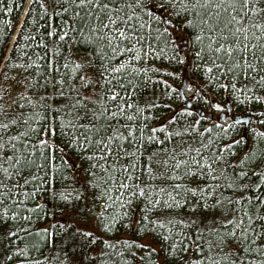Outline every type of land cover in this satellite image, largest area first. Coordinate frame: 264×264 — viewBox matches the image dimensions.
I'll return each instance as SVG.
<instances>
[{
  "label": "snow or ice",
  "instance_id": "snow-or-ice-1",
  "mask_svg": "<svg viewBox=\"0 0 264 264\" xmlns=\"http://www.w3.org/2000/svg\"><path fill=\"white\" fill-rule=\"evenodd\" d=\"M68 13H71L69 20L61 22L66 27L47 33L58 42L66 41V52L61 51L62 45L54 50V58L48 62L51 76L43 84H28L29 89H43V94L36 101L21 94L20 100L33 107L51 109L54 119L62 114L65 119L60 120L59 127L67 137L66 146L79 150L84 159L92 162L82 188L75 195V200L84 201L81 212L94 214L98 227L105 232L133 228L139 233H153L159 241V250L135 241L118 243L123 248L146 250L148 255L156 253L162 264H245L242 259L245 254L264 257V158L251 151L238 163H231V150L245 141L242 136L218 150L211 149V156L207 151L212 140L208 144L201 141L198 147L187 141L173 143L171 148L166 146L173 136L197 133L201 120L210 119L203 114L182 131L169 132L163 125L151 128L147 144L160 147L147 153L144 135L147 125L139 129L137 148L132 124L140 114L158 105L147 102L141 106L130 100L140 87L134 82L138 76L143 75L146 90L152 82L147 74L161 71L148 66L149 58H163L184 66L192 55L193 67L200 70L203 66V71L210 74L209 84L224 90L230 87L240 102L241 96L247 100L249 95L264 102V96L252 95L257 85L264 91V0H56L53 15ZM184 35L188 36L187 43L181 40ZM182 51L184 55L180 54ZM56 56L63 57L64 68L71 66L72 75L60 74ZM141 61L145 66H139ZM164 74L179 77L175 69ZM241 75L245 77L243 82L239 79ZM228 77V83H219ZM66 78L72 81L67 92ZM160 82L171 89L166 95L171 97L175 93L184 98L180 88H173L167 80ZM49 86L51 94L47 91ZM186 87L193 93L192 98L208 103L198 88L191 84ZM90 88L92 91L85 95ZM5 96L10 103L3 100ZM57 98L70 103L56 105ZM16 105L18 101L12 98V93L0 87V205H3L0 219L4 220L10 211L4 201L12 200L13 206L19 208L23 201L17 204L15 200L20 190L38 180L32 169L40 172L46 167L36 162L33 153L37 147L40 156L47 160L44 150L57 146V125L44 124L37 129L31 121L41 119L39 113L28 117L23 112L10 115ZM19 107L22 109L24 105ZM211 108L222 111L220 104L213 103ZM132 110L134 115L129 114ZM179 115L191 117L193 112L182 108ZM217 119L224 123L213 126L225 133L251 122L236 117L229 123L227 114ZM176 122L175 114L167 120L169 125ZM18 125L26 129L12 134ZM211 130L204 128L199 135ZM158 132L166 133L168 139L161 140ZM258 138H264V132H255L254 139ZM30 140L34 141L31 145ZM249 161L252 167L245 170ZM228 169L232 170L231 175L227 174ZM39 179L31 193L23 192L25 198L46 191L44 185L50 180L47 176ZM257 190L260 197L255 195ZM50 191L53 200H70L54 186ZM225 191L240 195L233 198L231 194L225 195ZM41 207L36 205V209ZM17 215L12 213L13 218ZM59 227L64 232L71 228ZM75 234L92 244L97 242L91 232L77 229ZM7 235L15 233L8 231ZM47 235L54 242L56 234ZM102 243L116 249V244L107 240ZM17 251L26 255V249ZM116 254L121 255L119 251ZM248 264H264V260L252 259Z\"/></svg>",
  "mask_w": 264,
  "mask_h": 264
},
{
  "label": "trees",
  "instance_id": "trees-1",
  "mask_svg": "<svg viewBox=\"0 0 264 264\" xmlns=\"http://www.w3.org/2000/svg\"><path fill=\"white\" fill-rule=\"evenodd\" d=\"M26 2L27 0H0V64ZM54 7H56V0H31L19 33L0 73V87L10 91L12 93V98L18 101V105L10 110V115L23 112L24 116L28 117L38 112L41 119H33L31 121L32 124H35L37 129L44 124L52 125L55 123L57 125V134L55 137L57 146L44 150L48 159L45 160L40 156L39 147H37V151L33 153L36 162L44 164L46 167L40 172H37L35 168L32 169V172L37 173L38 180L33 181L27 185L26 188L20 190V194L16 198L15 203L19 204L21 201H23V203L17 208L13 206L12 200L4 201L10 211L6 220L0 219V264H65L66 261L63 262V260L68 251H74V248L68 246L66 243L67 234L70 232H64L59 227V225H66L65 223L61 221L54 222L52 220L54 217L62 215L66 211L77 213V216L83 219L79 220L83 222L81 224L89 223L88 232H91L97 238V242L92 244L88 240L78 236L79 243L83 251L89 256L92 264H162V262L157 260L156 253L148 255L146 254V250L137 249L135 247L123 248L121 243H118L127 240L129 243L135 241L141 244L142 239L149 237L155 244V246L153 245L151 247L159 250V241L155 238L153 233H139L133 228H120L118 231L105 232L101 227H98L94 214L89 215L81 212L84 201L75 200V195L77 191L82 188L87 176L86 170L90 169L92 162L84 159V154L79 150L66 146L65 141L67 137L63 135L59 127L60 120L65 119L62 114H57L54 119L51 109L45 110L39 107H33L28 105L25 101L20 100L21 94L31 97L33 101L38 100V96L43 94L44 90L38 87L29 89L28 84H43L45 78L51 76V73L48 71V62L54 58V50L61 45V51L63 52H66L68 48L66 41L58 42L54 36L49 37L47 35L53 28L59 30L61 27H66V25H63L61 22L62 20H69L71 16V13L54 16ZM185 36L186 39L184 40L185 43H187L188 36ZM162 46L163 44L161 43V47ZM189 51H191L190 47ZM180 54L182 55V53ZM169 55H171V53H169ZM55 61L60 74L68 73V75H72L71 66L67 69L63 67L64 59L62 56H56ZM187 61L188 70L184 68V66H187V63L184 66H176L170 60L152 57L147 61L148 66L159 68L161 71L157 73L149 72L147 74L152 78V82L147 85L146 90L143 87V75L135 79L134 82L140 85V87L137 88L130 97L131 102L139 103L141 106L147 102H153L158 105V107L149 109L144 114H140L138 119L132 124V127L136 129L134 134L136 136L137 148L140 147L139 129L142 125H147V128L144 130L145 146L147 148V153H150L160 147L158 144H147L146 138L151 128H159L163 125L169 132L182 131L189 123H194L196 119L201 118V115L197 113L196 110L210 113L208 110L211 111V104H221L222 102H219L220 100L225 102L224 94H227L225 96L230 101L231 104L229 105L232 110L247 115L253 123H256L255 129L257 131L259 130L258 132H264V123H261V121H264V115H261V113H264V102L253 100L251 95H249V99L247 100H244L243 96H241L240 100L243 102L237 101L230 87L227 90L218 89L215 87V84L208 83V76L210 74H206L203 71V66L200 70L193 67L192 55H189ZM196 63H199V61H196ZM141 65L142 61L139 66ZM173 69L179 73L178 78L169 77L164 74L165 71H172ZM216 75H220V73H216ZM239 79L243 82L245 77L241 75ZM163 80H167L168 84L173 88H176V82L179 80L180 84L178 88H181L182 82L186 80L188 85L191 84L201 91L202 96L207 99L210 107L206 110L208 106L207 103V105L204 104L205 107L204 105L201 106L202 109L198 107L194 109L193 103V108H190L193 112V116H180V109L185 108L181 102V98L175 93H173L171 97L166 95L171 89L160 82ZM229 80L230 77L226 79L222 78L219 83H228ZM71 83L72 81L66 78L64 85L66 92ZM75 83L79 85L80 82L76 79ZM15 90L17 92L16 94ZM47 91L51 94L53 90L49 86ZM91 91L92 89L90 88L87 92H84V94L87 95ZM129 91L133 92V89L129 87ZM252 95L264 96V91L257 85ZM3 100L8 101V97H3ZM10 102L11 101H8V103ZM65 102L70 103V101H62L57 98L56 105ZM203 102L204 100H202L201 103ZM48 103L52 104L53 102L48 101ZM20 104L24 105L22 109L19 107ZM175 107L179 109L176 110ZM129 114L134 115V110L130 111ZM174 114L177 115V122L169 125L167 120ZM149 115L154 118L146 119ZM123 122L128 123L126 120ZM214 123L218 122L214 120H201L200 125L197 126V133L173 136L171 142H168L166 146L171 148L173 143L179 145L181 141H187V143L193 147H198L201 141L204 144H208V141L212 140L211 145H209V150L207 151V155L211 156L213 155L211 149L218 150L225 144L231 143L234 139L239 140L241 136L245 137L244 131H246L247 128L242 127V125L225 133L215 128L213 126ZM204 128H210L212 130L200 136L199 133L203 132ZM25 129L26 126L18 125L17 128L13 130L12 134H15V131H24ZM32 135L35 136L36 133H32ZM157 135L161 140L168 139L167 134L164 132H158ZM41 138H43L42 135ZM33 142V140H30L29 144L31 145ZM51 142L52 138L49 137V143ZM231 151L233 153L231 163H238L245 156V153L251 151H255L258 158H264V155H262V153H264V138L254 139L253 137L252 140L245 138L244 142L234 145ZM147 153H145V156ZM225 158L227 159L229 157L226 155ZM69 164L71 167L68 166ZM250 167H252L251 161L245 164L244 169L247 170ZM231 172L232 170L228 169L227 174L231 175ZM45 176L50 180L49 184L44 185L46 191H39L34 197L30 196L25 198L23 192L27 191L31 193L34 186L40 183L39 177ZM252 179H255V177ZM245 182H247V178ZM53 186L59 191H64L65 194L70 197V200L68 202L59 199L53 200L50 191ZM224 194H231L233 198L240 195L239 192L230 193L228 191H225ZM255 195L260 197V191L257 190ZM37 204H40L42 207L36 209ZM0 207H3V205H0ZM234 207L238 208L239 206L234 205ZM28 209H35V211L29 212ZM254 211L255 203L253 204V212ZM13 212L18 213L15 218L12 217ZM26 217L27 219H25ZM138 217L139 213H137V218ZM70 226L73 227L74 225L70 224ZM76 230L77 228L75 227L73 232H76ZM8 231L15 233V235L8 236ZM81 231L86 230L82 229ZM48 232L56 234L54 242L53 239L48 237ZM104 240L109 241L110 244H116V249L114 250L110 247H106L102 243ZM17 249H26V255H21ZM117 251H119L121 255H117ZM225 252H227V250H225ZM133 253H135V255H133ZM160 255L162 256L163 253H160ZM250 255H254V257ZM9 257H11V259H9ZM242 259H244L245 264H248L252 259L261 261L264 260V257H260L256 253H248L245 254ZM169 260H171V258H169Z\"/></svg>",
  "mask_w": 264,
  "mask_h": 264
},
{
  "label": "rangeland",
  "instance_id": "rangeland-1",
  "mask_svg": "<svg viewBox=\"0 0 264 264\" xmlns=\"http://www.w3.org/2000/svg\"><path fill=\"white\" fill-rule=\"evenodd\" d=\"M184 39H185V35L181 38V40H184ZM181 53H182V55L185 54L183 51ZM186 63H187V66H184V68L186 70H188V61ZM179 84H180V80L178 82H176L175 87L178 88ZM16 93L17 92L15 90V94ZM192 96H193L192 93L187 88L186 97L188 98V100L191 103H194L198 108L202 109L201 106H203L206 103H204V102L201 103L202 99L192 98ZM219 102H223V101L220 100ZM204 107H205V105H204ZM208 107H210L209 103H208L206 110L208 109ZM175 109L178 110L179 108L175 107ZM208 112H210V111L208 110ZM210 114L213 115L212 110H211ZM239 114H241V113H239ZM254 123H252L250 127H246L247 129H246V131H244V135H245L244 138H248L249 140L253 139V137H254L253 130L255 129V125H256V123L255 124ZM79 220H83V219L79 218L77 216V213H75V212L72 213V212L66 211L62 215H58V216L54 217L52 221H54V222L61 221L62 223L66 224L65 226H70V224H73L77 229H81V230L84 229V230L88 231L89 230V223L88 224H81L83 222H80ZM74 226L71 227L67 231L70 233L67 234V240H66V243L68 244V246L73 247L74 251L69 250L68 253L66 254V257L63 260V262L66 261L65 264H92L89 256L83 251V249L79 243V240H78L79 235L75 234L76 232H73L74 228H75ZM141 244H149L150 246H153V245L155 246V244L153 243V241L149 237L142 239Z\"/></svg>",
  "mask_w": 264,
  "mask_h": 264
},
{
  "label": "flooded vegetation",
  "instance_id": "flooded-vegetation-1",
  "mask_svg": "<svg viewBox=\"0 0 264 264\" xmlns=\"http://www.w3.org/2000/svg\"><path fill=\"white\" fill-rule=\"evenodd\" d=\"M220 104V103H219ZM221 105V109H222V111H218L217 109H214V108H212L211 110H212V112H213V115H211V114H208L207 113V115L209 116H212V120H214L215 121V119H213V116L215 115V116H224L225 114H227L228 116H229V123H231V118H233L234 117V115L235 114H237V112H235L234 110H232V108H230V110H228L227 108H226V106H225V103L223 102V103H221L220 104ZM211 112V111H210ZM221 121H216V122H223L224 123V121L222 120V119H220Z\"/></svg>",
  "mask_w": 264,
  "mask_h": 264
},
{
  "label": "bare ground",
  "instance_id": "bare-ground-1",
  "mask_svg": "<svg viewBox=\"0 0 264 264\" xmlns=\"http://www.w3.org/2000/svg\"><path fill=\"white\" fill-rule=\"evenodd\" d=\"M23 16H22V19L21 20H23ZM185 39H186V36H185ZM149 60H150V58H149ZM145 65V62L144 61H142V65L141 66H144ZM226 93V92H225ZM225 95H227V94H224V101L226 102V103H228V104H231L230 103V101L228 100V98L225 96ZM201 115V114H200ZM250 121H251V119H250ZM253 122L251 121L250 123H247V124H244V125H246L247 127H250L251 126V124H252ZM255 130V132H258L256 129H254ZM261 131V130H260ZM254 132V131H253ZM255 132H254V136H255ZM250 256H253L254 257V255H250Z\"/></svg>",
  "mask_w": 264,
  "mask_h": 264
},
{
  "label": "water",
  "instance_id": "water-1",
  "mask_svg": "<svg viewBox=\"0 0 264 264\" xmlns=\"http://www.w3.org/2000/svg\"><path fill=\"white\" fill-rule=\"evenodd\" d=\"M183 86H184V83H183ZM181 90L183 91V87H182ZM185 102H186V100H185V97H184V98L182 99V103L185 104ZM185 107H186V108H190V104H186ZM200 114H202V113H200ZM241 119L249 120L250 118H249V117H246V118H241ZM245 126H246V125H245Z\"/></svg>",
  "mask_w": 264,
  "mask_h": 264
}]
</instances>
